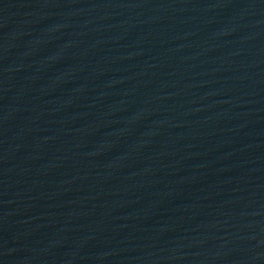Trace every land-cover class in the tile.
Listing matches in <instances>:
<instances>
[{
  "label": "water",
  "instance_id": "95a60500",
  "mask_svg": "<svg viewBox=\"0 0 264 264\" xmlns=\"http://www.w3.org/2000/svg\"><path fill=\"white\" fill-rule=\"evenodd\" d=\"M0 264H264V0H0Z\"/></svg>",
  "mask_w": 264,
  "mask_h": 264
}]
</instances>
